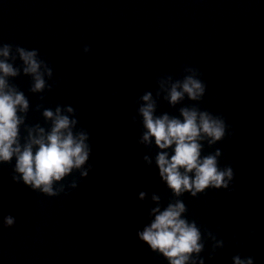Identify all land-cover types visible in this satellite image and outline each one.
Listing matches in <instances>:
<instances>
[{
	"label": "water",
	"instance_id": "obj_1",
	"mask_svg": "<svg viewBox=\"0 0 264 264\" xmlns=\"http://www.w3.org/2000/svg\"><path fill=\"white\" fill-rule=\"evenodd\" d=\"M2 43L38 49L53 69L42 93L29 91L22 72L11 79L30 101L25 122L46 126L37 104L71 105L89 133L92 169L48 196L12 180L14 159L0 164V264H168L136 237L155 206L151 193L164 205L172 198L143 161L154 150L137 142V108L145 91L155 97L157 77L182 78L185 65L199 70L205 95L173 107L162 94L157 114L197 104L232 132L203 149H221L220 166L234 170L229 189L180 197L188 219L224 241L213 252L206 240L200 255L205 264H233L236 254L264 264V0H0ZM9 213L16 221L5 227Z\"/></svg>",
	"mask_w": 264,
	"mask_h": 264
},
{
	"label": "clouds",
	"instance_id": "obj_2",
	"mask_svg": "<svg viewBox=\"0 0 264 264\" xmlns=\"http://www.w3.org/2000/svg\"><path fill=\"white\" fill-rule=\"evenodd\" d=\"M83 51L89 52L90 47L85 44ZM17 59L20 64H16ZM21 72L31 78L30 92L51 89L48 80L52 79L53 69L40 57L38 49L0 44V164L12 163L14 159L11 175L14 182L57 196L65 192L62 181L74 171L81 178L89 175L92 169L88 164L92 151L89 133L78 127L71 105H57L53 110L37 104L35 110L43 108L46 126L27 124L30 101L11 82ZM183 72L182 78L157 77L155 97L152 91H145L138 99L142 129L137 142L154 150V156L146 153L143 161L148 166L155 165L160 181L171 191L172 198L164 205L160 194L151 193L155 206L148 211L149 222L137 229L136 237L153 252L161 254L168 264H205L200 253L206 240L212 241L213 252L222 248L224 241L207 228L202 231L196 220H189L186 204L180 197L186 192L196 197L209 188L229 189L234 170L230 164L220 166L221 149L207 154H203V149L205 144L212 146L232 132L222 115L202 110L197 104L180 107L178 116L168 112L157 114V100L162 94L173 107L185 97L200 101L205 95L207 86L199 70L185 65ZM40 98L43 100V96ZM132 120L135 122L136 117ZM67 187L76 188L77 180L74 178ZM146 195L141 190L139 199L145 200ZM15 221L10 213L3 217L5 227H11ZM232 261L233 264H254L253 257L239 254Z\"/></svg>",
	"mask_w": 264,
	"mask_h": 264
}]
</instances>
